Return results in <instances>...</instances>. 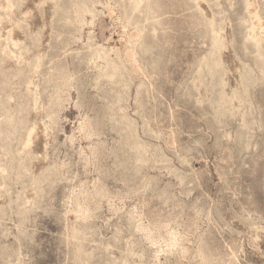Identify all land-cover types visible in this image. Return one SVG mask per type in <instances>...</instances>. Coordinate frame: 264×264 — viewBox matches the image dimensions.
Segmentation results:
<instances>
[{
  "label": "rangeland",
  "instance_id": "374dc122",
  "mask_svg": "<svg viewBox=\"0 0 264 264\" xmlns=\"http://www.w3.org/2000/svg\"><path fill=\"white\" fill-rule=\"evenodd\" d=\"M0 264H264V0H0Z\"/></svg>",
  "mask_w": 264,
  "mask_h": 264
},
{
  "label": "bare ground",
  "instance_id": "6f19581e",
  "mask_svg": "<svg viewBox=\"0 0 264 264\" xmlns=\"http://www.w3.org/2000/svg\"><path fill=\"white\" fill-rule=\"evenodd\" d=\"M32 134V133H31Z\"/></svg>",
  "mask_w": 264,
  "mask_h": 264
}]
</instances>
